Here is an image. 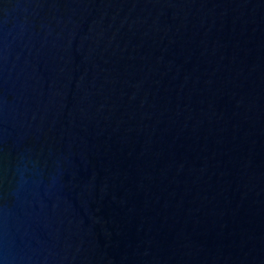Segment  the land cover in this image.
I'll return each mask as SVG.
<instances>
[{
	"label": "water",
	"instance_id": "obj_1",
	"mask_svg": "<svg viewBox=\"0 0 264 264\" xmlns=\"http://www.w3.org/2000/svg\"><path fill=\"white\" fill-rule=\"evenodd\" d=\"M0 264H264V0H0Z\"/></svg>",
	"mask_w": 264,
	"mask_h": 264
}]
</instances>
